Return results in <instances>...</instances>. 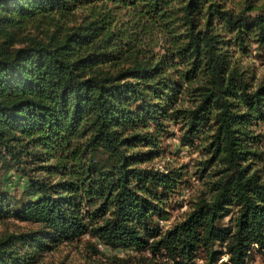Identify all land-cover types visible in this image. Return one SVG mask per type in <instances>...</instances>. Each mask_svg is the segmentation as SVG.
I'll list each match as a JSON object with an SVG mask.
<instances>
[{
    "label": "trees",
    "instance_id": "obj_1",
    "mask_svg": "<svg viewBox=\"0 0 264 264\" xmlns=\"http://www.w3.org/2000/svg\"><path fill=\"white\" fill-rule=\"evenodd\" d=\"M228 3L0 0V224L36 226L0 232V264L84 235L147 264L264 256V81L243 63L264 58V2ZM172 125L207 189L162 230L188 181L155 165Z\"/></svg>",
    "mask_w": 264,
    "mask_h": 264
},
{
    "label": "rangeland",
    "instance_id": "obj_2",
    "mask_svg": "<svg viewBox=\"0 0 264 264\" xmlns=\"http://www.w3.org/2000/svg\"><path fill=\"white\" fill-rule=\"evenodd\" d=\"M264 2V0H261ZM239 0H229L228 6L238 7ZM244 64L251 65L253 72L255 73V83L264 81V58H256L252 53L243 60ZM170 131L173 133L163 140V147L165 152L160 159L155 160V165L158 168H164L165 165L184 166V171L187 178L179 191V193L173 197L172 206L169 208L166 215V219L158 220L156 222L160 225L162 230L168 228L172 223L180 220L185 212H187L200 196L205 193L207 189L205 185L206 177L200 178L197 175L199 168V161L204 157L197 150H193L187 146L180 145L178 137L180 132L178 127L172 125ZM264 136V129L261 130ZM259 150L264 154V138L261 141ZM261 173L264 172V160L259 162L256 166ZM8 175H11L9 173ZM17 177H13L10 180L8 189L10 192H19L18 189L11 188L14 183L19 188L21 186ZM16 188V187H15ZM36 226L26 222H20L14 219H9L0 224V232H23L35 229ZM95 250L97 252H95ZM141 256L152 258L150 252L139 253L134 250H124L120 248H110L102 246L94 238L84 235L78 241L73 243H63L52 250L45 252L37 264H147L140 261ZM155 260L161 261L160 256H156ZM195 264H206L203 258L198 257ZM215 264H230L227 260V256H222ZM244 264H264V256L254 247L251 255L246 258Z\"/></svg>",
    "mask_w": 264,
    "mask_h": 264
},
{
    "label": "built area",
    "instance_id": "obj_3",
    "mask_svg": "<svg viewBox=\"0 0 264 264\" xmlns=\"http://www.w3.org/2000/svg\"><path fill=\"white\" fill-rule=\"evenodd\" d=\"M160 169H163L162 167Z\"/></svg>",
    "mask_w": 264,
    "mask_h": 264
}]
</instances>
